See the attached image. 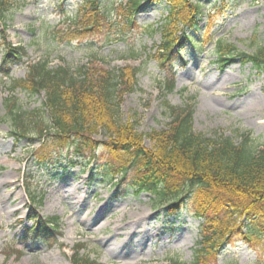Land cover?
<instances>
[{"label": "rangeland", "instance_id": "obj_1", "mask_svg": "<svg viewBox=\"0 0 264 264\" xmlns=\"http://www.w3.org/2000/svg\"><path fill=\"white\" fill-rule=\"evenodd\" d=\"M81 2L9 0L8 12L0 21V264H73L80 245V257L99 264H169L171 259L189 264L203 222L193 215L192 202L171 214L151 195L127 188L128 179L117 185L104 180L103 168H109L106 164L112 159L104 147L96 155L87 152L84 160L72 159L78 160L72 165L73 147L50 145L45 155L56 160L41 164L35 156L41 147L38 137L32 145L26 140L15 142L6 115L10 79L1 65L3 54L8 44L25 49L23 61L10 69L9 77L16 80L27 77L30 64L43 61L50 68L67 66L73 71L85 66L107 71L140 68L138 83L121 107L124 121L134 123L138 133L167 129L171 121L165 103L180 108L194 105L195 133L220 134L237 143L239 134L252 133V147L262 149L264 71L243 65L238 57L219 62L216 44L235 45L248 55L263 48L264 0H202L199 29L188 32L192 40L184 44L172 70L153 57L162 41L159 28L169 14L166 3L144 4L131 28H124L115 16L109 31L61 42L55 31L66 30L61 24L64 14L73 16ZM172 76L175 89L167 93L165 86ZM15 98L31 112L44 102V95L32 98L20 91ZM96 140L105 141V134ZM145 145L152 146L146 137ZM29 178L39 198L37 205L27 195ZM33 216L58 218V234L47 242L26 237L36 224ZM262 262L264 249L255 251L237 235L221 251L217 264Z\"/></svg>", "mask_w": 264, "mask_h": 264}, {"label": "trees", "instance_id": "obj_2", "mask_svg": "<svg viewBox=\"0 0 264 264\" xmlns=\"http://www.w3.org/2000/svg\"><path fill=\"white\" fill-rule=\"evenodd\" d=\"M146 3H166L169 7V14L159 28L162 41L153 57L172 70L176 58H181L184 52V44L192 40L188 32L199 29L202 0H122L117 4L82 0L73 16L64 14L61 24L66 30L55 32L61 42L65 38L79 40L105 29L109 31L115 24V16L124 28H131ZM8 6L9 0H0L1 22ZM4 30L5 27L2 37L6 41ZM7 47L1 65L10 79L6 99L9 135L15 142L26 140L30 145L38 137L41 147L35 156L39 163L56 160L49 153L45 155L50 145L73 147L76 156L71 160H84L87 152L96 155L104 147L112 156L106 164L110 167L103 168L104 180L117 185L128 179L127 188L136 194L151 195L160 208L167 206L171 214L179 213L187 201L192 202L193 215L203 222L189 264H211V261L217 264L221 251L237 235L255 251L264 249V148L252 147L255 142L252 133L239 134L238 143L220 134L212 137L197 134L193 130L194 105L180 108L165 103L171 121L167 129L143 135L134 123L125 122L121 114L125 95L133 92L138 83L140 68L107 71L85 66L73 71L67 66L50 68L43 61L30 64L27 77L16 80L9 77L10 69L23 61L25 49L10 44ZM216 54L224 64L238 57L243 65L264 71V47L248 55L235 45L218 41ZM174 89L172 76L165 90L169 93ZM19 91L32 98L44 95V102L32 112L24 110L15 98ZM101 133L105 134V141L96 140ZM145 137L151 147L145 145ZM92 158L96 160L95 156ZM74 161L72 165L78 160ZM27 182L30 202L37 205L32 179ZM32 221L36 224L26 231V237L47 242L52 234H58V218L33 216ZM260 231L261 236H255ZM78 247L72 256L73 264H99L89 257H80L83 247ZM169 264L187 263L171 259Z\"/></svg>", "mask_w": 264, "mask_h": 264}]
</instances>
